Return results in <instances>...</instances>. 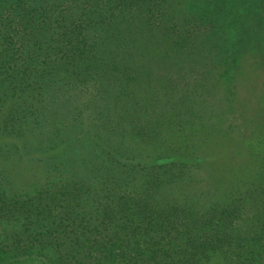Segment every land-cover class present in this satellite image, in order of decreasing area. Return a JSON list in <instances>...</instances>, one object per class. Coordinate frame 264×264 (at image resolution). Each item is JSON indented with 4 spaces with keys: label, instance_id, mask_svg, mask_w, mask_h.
<instances>
[{
    "label": "trees",
    "instance_id": "1",
    "mask_svg": "<svg viewBox=\"0 0 264 264\" xmlns=\"http://www.w3.org/2000/svg\"><path fill=\"white\" fill-rule=\"evenodd\" d=\"M245 19L264 0H0V264H264ZM232 117L224 170L246 175L197 203L185 189ZM10 159L41 178L19 188Z\"/></svg>",
    "mask_w": 264,
    "mask_h": 264
},
{
    "label": "rangeland",
    "instance_id": "2",
    "mask_svg": "<svg viewBox=\"0 0 264 264\" xmlns=\"http://www.w3.org/2000/svg\"><path fill=\"white\" fill-rule=\"evenodd\" d=\"M243 30L241 34L239 49V57H242L243 67L241 78L242 81L239 85L241 89L240 101L242 108L245 110L239 111L242 126H245L247 133L254 132L256 134L258 131L264 130V19H256L254 22L248 19L243 21ZM238 72V71H237ZM256 117L258 121H255V126L253 122L249 120L250 117ZM238 119L235 120L233 117L226 120L224 124L225 128H231V138L227 143L222 146V151L219 153L216 150L208 151L201 157V161L198 166L193 170L191 179L192 182L188 188L185 189L186 192H190L194 195V200L197 203H204L207 205V195L213 194V187H224L226 184L234 183L238 178H244L246 174L227 175V171L224 170L226 167L231 166V161L229 157L237 162L238 158L236 156V149L239 143L243 141L245 136H240L239 127L235 126ZM239 123V122H238ZM255 130L252 131V128ZM263 128V129H262ZM207 130L210 128L207 126ZM205 135V134H204ZM225 136L223 132L220 131L216 139H222ZM202 139V137H199ZM240 140V142H239ZM204 142V139H203ZM205 147L208 145V140L205 142ZM234 146L235 150H234ZM5 170L9 178L17 183L21 189H25L28 184L34 183L35 179L41 178V167L36 163L32 164L30 160L27 159H10L5 161ZM210 175V180L207 176ZM250 173L247 177H250ZM29 187H32L29 185Z\"/></svg>",
    "mask_w": 264,
    "mask_h": 264
}]
</instances>
